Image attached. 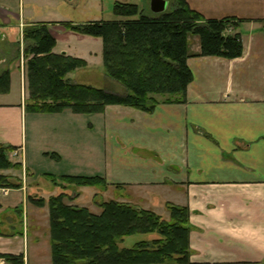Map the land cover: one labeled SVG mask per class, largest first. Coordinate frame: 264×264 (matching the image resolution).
Returning a JSON list of instances; mask_svg holds the SVG:
<instances>
[{
  "label": "crops",
  "instance_id": "obj_1",
  "mask_svg": "<svg viewBox=\"0 0 264 264\" xmlns=\"http://www.w3.org/2000/svg\"><path fill=\"white\" fill-rule=\"evenodd\" d=\"M186 1L206 18H234L239 24L228 33L240 32L243 54L200 56V38L191 36L188 65L194 78L185 100L161 102L150 112L125 105L90 115L28 112L25 60L21 72L16 59L4 56L0 69L11 80L9 92L0 93V111H6L0 112V143L16 147L24 173L18 187L0 197V264H29L27 223L35 232L46 223L50 232L49 200L39 197L41 186L56 187L61 176L96 175L105 179L102 191H111V200L145 204L165 218L171 216L169 204L187 208L191 264H264V0ZM142 2L150 8L151 0ZM63 3L0 0V34L7 30L5 39L13 40L16 27L21 35L30 23L44 22L58 40L65 23L51 20ZM54 51L70 55L57 46ZM19 85L20 98H8ZM19 117L21 134L14 140L8 133ZM28 122L36 151L31 162ZM84 188H75L79 199ZM30 198L47 203L37 206ZM50 254L41 259L37 251L32 264H52Z\"/></svg>",
  "mask_w": 264,
  "mask_h": 264
},
{
  "label": "trees",
  "instance_id": "obj_2",
  "mask_svg": "<svg viewBox=\"0 0 264 264\" xmlns=\"http://www.w3.org/2000/svg\"><path fill=\"white\" fill-rule=\"evenodd\" d=\"M115 19L84 24L65 23V27L84 35L101 37L104 42V67L122 82L128 92L73 83L68 75L86 61L66 53H56L57 40L47 23H30L24 28V55L29 99L26 110L32 113H59L70 109L85 115L101 113L107 105H125L153 111L161 103L181 102L194 78L188 65L189 38H200V56L235 59L243 54L240 32L234 18H206L186 0H174L171 9L146 14L135 3L116 1ZM121 18V19H120ZM10 73L0 76V93L10 90ZM158 97H162L159 100ZM0 170L11 166L7 151L15 146L0 144ZM3 145V146H2ZM57 157L56 155H53ZM52 182L57 177L45 174ZM77 186L103 185V177L61 176ZM0 187H18L0 174ZM64 192L49 199L52 264H191L189 210L169 204L170 220L152 210L109 200L101 212L74 207L65 202ZM32 202L39 206L44 199ZM159 234L151 241L140 239L133 246L123 245L133 235ZM17 263V262H16Z\"/></svg>",
  "mask_w": 264,
  "mask_h": 264
},
{
  "label": "rangeland",
  "instance_id": "obj_3",
  "mask_svg": "<svg viewBox=\"0 0 264 264\" xmlns=\"http://www.w3.org/2000/svg\"><path fill=\"white\" fill-rule=\"evenodd\" d=\"M64 1H65V4L63 3V5L59 7L61 14L56 15L55 16L56 18L51 21H61L64 23H72L76 25L88 23L91 21H99V22L111 21L116 18L114 15V4L116 3V1L125 2V3H135L139 6L140 10L143 11L144 13L146 14L152 13L151 8H149L148 2L144 3L142 2V0H136V1L135 0H64ZM173 1L174 0H171L170 9L172 8ZM27 5L28 4H26L25 6L26 9H27ZM63 10H65L66 16L62 14ZM76 22H82V23H76ZM63 26L65 27V25ZM19 31H20V28L16 27V31L12 33V35L10 36V37H13V40L11 39L9 41L5 39L7 38V35L9 36V32L7 30H5V33L0 34V38H1L0 39V63L2 62V59L4 58V56L9 54L11 60L16 59L19 62L21 66V72H23V61L24 60H25V65H26V56L24 55V50H25L26 45H25V42L23 41L24 30L21 31V35ZM56 46L58 50H62V52H67L70 55H73L74 57L81 58L86 61V66L80 67L79 69H77L76 71L68 75L70 79H71V76H73V78H78L81 81V82H77L71 79L73 83L90 85V86L97 87V88H107L109 90L110 89L118 90L119 88H122V91H124L125 93L128 92L126 86L122 82L111 77L105 70L104 42L101 37L84 35V34L78 33L76 31H73L65 27V31L61 30L60 32H58V40H57ZM3 49H5L4 50L5 52H3ZM17 70L20 71L19 67L17 68ZM5 72L6 70L0 69V76L3 75ZM20 95H21V87L19 85L17 90L16 88H14L13 93L8 98H14V100H16L20 98ZM158 98L159 100H162V97H158ZM1 101H4V100H1ZM0 112L4 113L6 111L3 110ZM11 121H12V124L10 126L11 130L9 131L8 134L13 135L14 140H16L17 136L18 135L20 136L21 134V119L19 117L17 121L16 120L14 122L13 120ZM27 147H28V157H29L28 159L30 162L34 161L36 159V155H35L36 151H35V147L33 144V133L31 132L29 122H28V146ZM0 148H1V145H0ZM6 153H7L6 157L10 161L11 166H9L6 169L0 170V174L7 175L11 183L17 184L18 179L20 178V175L24 173L22 170L24 169V166L19 162V160H21L22 158V155L19 156L17 153H15V150L14 151L9 150ZM39 160H41L40 157H39ZM23 180H24V177H23ZM29 184L30 183L28 182V187L33 186L32 183L31 185ZM76 186L77 185L75 184H70V183H67L66 181L60 180V185L58 184L56 187L53 185L41 186V189L38 191V195L40 198L43 197L49 200L51 197L56 196L57 192H60V193L64 192L67 195L65 199V202L67 204L74 206V207L84 206V207L89 208L94 213H100L102 210L101 204L103 202H107L111 200L110 197L114 195L111 191L104 193L101 187L103 185H93V186H87V188L81 189L82 194L79 199L78 198L79 192L77 189H75ZM93 192H97L101 194L100 196L99 194L98 195L96 194L95 196ZM118 196L119 195L116 194L115 198H118ZM0 197H3L1 192H0ZM122 203L129 204L128 202H122ZM144 205L145 204L141 205V207H144V209H147L145 208ZM148 210H151V209H148ZM162 218L165 219V221L170 220L169 216H167L166 218L165 217H162ZM26 219H24L23 217V221H22L23 228L25 227ZM27 228H28L27 233H28V238H29V243L27 244V254L29 252V256H30L29 264H32L34 261L32 257L34 254H36L37 251H39L41 259H44V256H47V250H49V252L52 254V243H51V238H50L49 227L48 226L46 227V223L41 224L37 227V229H39V232H35L33 229H30L31 227L30 225H28V223H27ZM35 236L40 240L39 243L37 242V238ZM159 237L160 235L157 233L149 235V236H145V237L137 234V235L127 237L123 245L131 247L136 242L140 241V239L151 241ZM37 244L39 246H37ZM173 258H174L173 260L168 261V264H177L175 260L176 257H173Z\"/></svg>",
  "mask_w": 264,
  "mask_h": 264
},
{
  "label": "water",
  "instance_id": "obj_4",
  "mask_svg": "<svg viewBox=\"0 0 264 264\" xmlns=\"http://www.w3.org/2000/svg\"><path fill=\"white\" fill-rule=\"evenodd\" d=\"M168 0H151L150 8L153 13H162L168 10Z\"/></svg>",
  "mask_w": 264,
  "mask_h": 264
},
{
  "label": "built area",
  "instance_id": "obj_5",
  "mask_svg": "<svg viewBox=\"0 0 264 264\" xmlns=\"http://www.w3.org/2000/svg\"><path fill=\"white\" fill-rule=\"evenodd\" d=\"M0 192L3 195H7L9 193V189L7 187H0Z\"/></svg>",
  "mask_w": 264,
  "mask_h": 264
}]
</instances>
